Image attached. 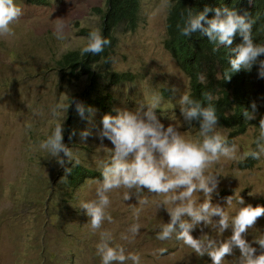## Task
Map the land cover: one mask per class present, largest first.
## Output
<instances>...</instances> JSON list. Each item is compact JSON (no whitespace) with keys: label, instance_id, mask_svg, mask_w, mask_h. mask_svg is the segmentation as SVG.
<instances>
[{"label":"rangeland","instance_id":"374dc122","mask_svg":"<svg viewBox=\"0 0 264 264\" xmlns=\"http://www.w3.org/2000/svg\"><path fill=\"white\" fill-rule=\"evenodd\" d=\"M140 2V27L135 34H118L111 62L112 72L129 73L134 78L118 85L102 79V90L112 95L111 109L107 113L95 109L94 114L87 113V118L82 119L72 101L82 102L78 94L85 91L89 79L86 75L80 81L62 78L58 62L68 53L82 51L88 37L82 30L96 29L103 36V16L98 11L106 12L107 3L50 0L49 6L38 7L16 0L22 15L11 26L15 35L0 37V264H101L96 245L100 232L105 230L112 233L113 246L120 245L126 253L138 254L140 264H211L209 257L197 256L174 237L166 241L156 238L160 225L169 222L170 216L163 206L159 208L164 197L146 189L143 195L149 201L147 205H139L135 195L125 201L124 188L108 193L111 203L106 211L113 222L105 220L102 228L94 232L80 203L96 198V180L88 179L76 190H69L64 169L39 148L56 125L63 124L64 143L74 156L68 167L78 160L79 165L99 171V162L107 159L114 147L107 139L101 146L96 137L103 127V115H115V108L135 110L154 94L161 97L156 114L165 127L177 124L186 138L202 139L198 126L184 122L178 103L184 91L190 93V80L165 47L167 19L177 0ZM59 22L66 26L63 40L53 35ZM58 103L64 107L59 116H53L51 109ZM86 129L93 135L82 141L81 132ZM217 130L225 138L230 136L220 127ZM258 135L259 129L252 127L234 137L237 158H221L208 169L219 181L213 203L225 207L230 217L240 207V196L245 206H264V157L253 160L248 156L256 149ZM228 196H233L231 206L226 203ZM199 197L203 202V193L194 195V199ZM133 206L139 210L138 219L133 215ZM134 223L141 226L139 234L134 239H121L122 234L131 236L129 228ZM262 233L264 217L248 230L247 238L251 240ZM192 234L196 238L208 234L215 239H227L232 233L231 229L219 233L209 227L203 233L197 228ZM158 249L164 251L157 252ZM233 259L226 257L223 264H232Z\"/></svg>","mask_w":264,"mask_h":264},{"label":"clouds","instance_id":"9594fccd","mask_svg":"<svg viewBox=\"0 0 264 264\" xmlns=\"http://www.w3.org/2000/svg\"><path fill=\"white\" fill-rule=\"evenodd\" d=\"M251 2V0H249ZM211 8L193 13L188 11L182 25H177L180 34L191 37L195 33L206 35L209 42L215 45L213 52L220 47L230 50L228 56L229 70L224 75L231 79L233 73L241 69L251 71L258 65V78H264V60L259 57L264 54V44L255 43L251 36L252 22L247 13L241 15L234 8H216L215 16L208 18ZM22 15V8L16 0H0V37L8 38L15 35L12 25ZM65 25L59 22L55 25L53 35L58 40L65 39ZM242 37L241 43L232 47L236 35ZM111 41L104 38L99 30L93 29L87 37V43L82 48L83 54L98 55L104 51ZM203 81V75L199 76ZM176 91V89H173ZM203 101H197L184 91L179 99L181 115L184 122L191 125L199 122V136L202 139L186 138L177 124L167 127L156 114L161 97L154 94L150 101L140 104L135 110L129 108H115V115H103L102 129L96 133L101 141L107 139L111 147L107 159L101 160L98 168L102 179L95 181V199L81 201L80 208L85 210L90 218L88 224L95 232L102 228L105 220L113 222V218L106 209L110 206L108 193L114 189L124 188V200L135 195L139 205L149 203L143 195L148 193L163 196L159 208L163 206L170 216L167 223L160 225L156 238L160 241L171 240L173 237L191 248L199 257L207 256L211 264H223L226 257H234L232 264H264V233L247 238L250 228L255 227L259 218L264 217V206H245L240 196V207L234 216H229L225 207L213 203V194L217 192L219 181L216 174L208 171L209 167L218 163L221 158L235 160L238 146L229 143L217 130L218 117L212 105L214 96L211 92H202ZM77 114L86 119L85 113L94 114L90 107L86 109L82 102H75ZM62 103L51 109L53 116H59L63 108ZM257 104H251V111L244 110L247 120L255 119ZM259 135L256 138V149L248 153L254 160L264 157V117L259 120ZM63 124H57L54 131L40 142L39 148L47 151L55 162L64 169L65 175L71 174L74 156L71 148L64 143ZM72 135H75L73 131ZM93 133L90 129L81 132V140L86 141ZM71 139V137H70ZM63 154V155H61ZM79 163V161H75ZM196 193H203V202L194 199ZM227 206L233 203V196L226 198ZM133 215L139 218V210L133 206ZM214 217H219L214 220ZM217 230L224 233L231 229L227 239H215L208 234L194 237L193 231L200 228ZM141 226L134 223L129 228L131 236L122 234L121 239H134L140 232ZM113 236L110 231L100 232V241L96 245L97 255L101 264H140V256L133 252L126 253L120 245L113 246ZM238 250L239 255H236ZM158 249L157 252H163Z\"/></svg>","mask_w":264,"mask_h":264},{"label":"trees","instance_id":"16d2710c","mask_svg":"<svg viewBox=\"0 0 264 264\" xmlns=\"http://www.w3.org/2000/svg\"><path fill=\"white\" fill-rule=\"evenodd\" d=\"M30 6L47 7L50 0H23ZM107 3V11L103 16V37L110 40L104 51L98 55L83 54L82 51L68 53L58 62V72L67 80H79L87 76L88 86L80 100L93 110L98 109L103 113L110 111L112 95L102 90V79H107L111 84L118 85L131 81L134 76L129 73H115L111 71V62L118 46V34L120 32L135 34L140 27V0H103ZM234 8L239 14H248L252 22L251 36L255 43L264 44V0H177L171 8L167 19L166 50L172 55L180 70L190 80V95L193 99L203 101L202 92H211L214 96L211 102L216 109L218 127L228 131L230 136L226 138L233 143L234 137L245 134L248 129H259V120L264 117V78H258V65L251 71L241 69L233 73L230 80H226L225 71L230 69L228 56L230 50L221 46L219 51L213 52L214 44L209 38L200 33L191 37L180 34L177 25H182L189 10L193 13L202 12L205 8H211L208 18L215 16L216 8ZM82 34L89 35L90 31L82 30ZM242 37L236 35L232 47L241 43ZM264 60V54L259 57ZM98 67V72L96 70ZM203 75L201 81L199 76ZM104 86V85H103ZM255 101L257 111L255 119L247 120L243 112L251 111V104ZM87 114V112L85 113ZM192 124L199 127L198 121ZM254 160V159H253ZM253 160H249L250 165ZM88 179H102L99 171L91 170L85 165L76 164L71 167V174L65 176V184L69 190H76Z\"/></svg>","mask_w":264,"mask_h":264}]
</instances>
